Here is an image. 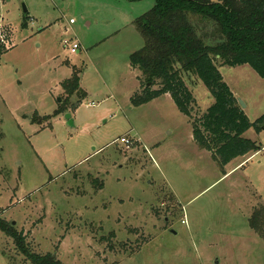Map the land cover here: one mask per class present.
Segmentation results:
<instances>
[{
	"label": "rangeland",
	"instance_id": "obj_1",
	"mask_svg": "<svg viewBox=\"0 0 264 264\" xmlns=\"http://www.w3.org/2000/svg\"><path fill=\"white\" fill-rule=\"evenodd\" d=\"M154 3L0 0V218L63 264H264L251 224L264 204V125L247 134L263 149L234 169L242 158L221 164L195 139L214 102L196 75L184 76L187 114L170 92L134 104L145 87L130 60L145 43L136 20ZM217 63L249 119L262 117L264 77ZM74 67L82 101L63 87ZM67 98L68 112L42 119ZM0 264H32L1 229Z\"/></svg>",
	"mask_w": 264,
	"mask_h": 264
},
{
	"label": "trees",
	"instance_id": "obj_2",
	"mask_svg": "<svg viewBox=\"0 0 264 264\" xmlns=\"http://www.w3.org/2000/svg\"><path fill=\"white\" fill-rule=\"evenodd\" d=\"M154 1V6L136 20L145 43L130 60L132 67L141 72L145 87L133 97L134 104L142 105L170 92L179 109L187 114L194 99L184 76L194 74L214 98L200 124H194V136L201 147L213 152L221 164L260 151L262 145L244 133L250 128L260 131L264 115L255 121L249 119L217 61L229 66L248 64L264 77V0ZM207 24L212 30L206 31ZM6 51L0 36V57ZM81 73V68L74 67L63 87L69 96L77 94L82 101L88 93L81 87ZM70 109L67 98L53 115L42 119L50 121ZM38 118L33 117L32 122L41 124L43 120ZM253 217L252 227L264 239V204ZM0 229L32 264H63L51 253L33 252L26 236L1 218Z\"/></svg>",
	"mask_w": 264,
	"mask_h": 264
},
{
	"label": "built area",
	"instance_id": "obj_3",
	"mask_svg": "<svg viewBox=\"0 0 264 264\" xmlns=\"http://www.w3.org/2000/svg\"><path fill=\"white\" fill-rule=\"evenodd\" d=\"M73 20H71L72 22ZM1 36V34H0ZM65 44L71 46V51L72 52H76L78 51L79 49V43L77 41H73L71 44H69V41H65ZM119 140V139H118ZM123 143L126 144V146L130 147L131 145H133L134 141L132 139V136H130L129 134L123 136L121 139H120Z\"/></svg>",
	"mask_w": 264,
	"mask_h": 264
},
{
	"label": "crops",
	"instance_id": "obj_4",
	"mask_svg": "<svg viewBox=\"0 0 264 264\" xmlns=\"http://www.w3.org/2000/svg\"><path fill=\"white\" fill-rule=\"evenodd\" d=\"M250 129H251V128H250ZM250 129H248V130L244 133L245 136H247V134L249 133ZM247 138H249V137L247 136ZM250 138H251V137H250ZM262 149H263V147H262ZM262 149H261V150H262ZM261 150H260V151H261ZM260 151H258V152H260ZM258 152H255V153H249V154H247V155H244V156H241V157L239 156V157L233 159V160H238V159H241V158H242V161H241L239 164H237L236 167H235L234 169H236V168L242 166V164H244L245 161H247L248 159L254 157ZM234 169H233V170H234Z\"/></svg>",
	"mask_w": 264,
	"mask_h": 264
},
{
	"label": "water",
	"instance_id": "obj_5",
	"mask_svg": "<svg viewBox=\"0 0 264 264\" xmlns=\"http://www.w3.org/2000/svg\"><path fill=\"white\" fill-rule=\"evenodd\" d=\"M237 100L240 103L241 107L244 109L246 107V104L243 102V100L242 99H237ZM66 118L68 119V123L70 125H74V121H73V118H72V114L71 113H67L66 114ZM173 232H175V231L173 230Z\"/></svg>",
	"mask_w": 264,
	"mask_h": 264
}]
</instances>
